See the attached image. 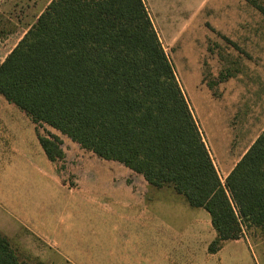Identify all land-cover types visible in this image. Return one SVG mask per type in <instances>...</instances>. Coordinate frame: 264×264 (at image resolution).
Here are the masks:
<instances>
[{"label": "trees", "instance_id": "trees-1", "mask_svg": "<svg viewBox=\"0 0 264 264\" xmlns=\"http://www.w3.org/2000/svg\"><path fill=\"white\" fill-rule=\"evenodd\" d=\"M0 96L50 161L64 153L46 126L205 210L209 254L264 229V129L222 183L142 0H51L0 63ZM0 264H26L1 234Z\"/></svg>", "mask_w": 264, "mask_h": 264}, {"label": "crops", "instance_id": "crops-1", "mask_svg": "<svg viewBox=\"0 0 264 264\" xmlns=\"http://www.w3.org/2000/svg\"><path fill=\"white\" fill-rule=\"evenodd\" d=\"M50 1L34 0L29 14H36L37 18ZM142 1L156 30L155 19L158 20L161 14H158L157 6L154 11L152 8L164 0ZM244 1L264 15L262 6L255 0ZM13 8L22 15L20 4H14ZM31 25L18 37L12 39V34L5 37L3 42L7 51L0 63ZM21 30L20 17L18 31ZM214 30L209 26L215 37ZM243 37V47L239 46L238 68L225 78L229 81L249 80L248 83L255 78L259 83L255 84L257 93L252 90L249 95L250 88L246 91L244 87L240 93L235 86L238 83L245 86V83L235 81V86L224 88L219 97L217 93L208 96L219 105V109L230 105L233 113L229 115L234 125L240 116L254 115L252 118L256 121L264 113V70L257 65L264 57V37L261 29L251 39H247L246 33ZM247 62L253 67L250 70H247ZM220 97H223L221 102ZM242 104H250L253 108L239 115L243 113ZM258 123L260 128L246 144L241 145L237 155H233L230 148L232 142L235 143L233 138L224 149L223 163L215 162L209 152L223 180L263 131L264 121ZM47 129L61 140L62 160L50 161L47 158L36 136L35 124L0 96L2 236L10 242L17 239L19 233H27L29 237H25L24 242H29L28 248L46 264H168V256L182 251V239L193 234L189 231H193L194 226L199 228V211L193 212L199 208L190 207L188 210L184 207L183 196L171 186H152L142 174L119 162L101 159L57 130L48 126ZM202 138L208 148L203 134ZM65 144H70L77 151L67 152ZM220 180L222 182L221 177ZM188 213L190 216H185ZM214 237L213 234L212 240Z\"/></svg>", "mask_w": 264, "mask_h": 264}, {"label": "rangeland", "instance_id": "rangeland-1", "mask_svg": "<svg viewBox=\"0 0 264 264\" xmlns=\"http://www.w3.org/2000/svg\"><path fill=\"white\" fill-rule=\"evenodd\" d=\"M33 1L0 0V61L7 51L3 42L5 37L10 34L12 39L18 37L34 23L37 15L29 14ZM255 2L262 6L264 14V0ZM14 4L22 6V15L18 13V9L13 8ZM248 4L244 0H164L152 8L153 11L159 9L158 14H161L158 20L154 18L160 43L206 140L207 149L217 163L224 162V149L229 145V141L232 142V138L235 143L232 142L230 148L232 154L237 155L241 151V145L246 144L260 128L258 121H264V113L262 117L258 116L256 121L252 118L254 115L240 116L234 125L229 115L233 113L230 105L226 104L223 109H219V105L208 98L211 97L210 93H217L219 97L218 94L222 95L224 88L227 90L233 87L235 81L245 83V86L239 83L234 85L240 93L243 87L246 91L250 88L249 95L253 91L257 93L259 83L255 78L250 83L249 80L229 81L225 78L238 68L237 59L241 50L239 46L243 47L244 34L246 33L247 39H251L261 29L264 37V15ZM20 17L22 30L18 31ZM209 26L216 29L215 37L209 31ZM262 54L264 55V47ZM257 65L264 70V57ZM251 68L253 67L247 62V70ZM225 82L227 83L223 85ZM237 90L234 89L235 93ZM222 99L223 97H220V102ZM241 108L243 113L239 111V115L245 114V111L253 107L250 104H242ZM40 132L44 136H47V132L51 133L47 126L40 129ZM65 148L67 152L77 151L70 144ZM220 177L223 182L221 174ZM183 200L184 207L190 210L184 198ZM193 210L194 213L199 211V228L194 226L193 231H189L193 234H188L182 239V251L168 256V264H264V229L243 224L244 231L240 241H226L218 252L209 254L207 246L212 241V235L215 236L210 217L203 209ZM25 237H29L28 234L21 232L17 239L10 241L19 260L26 264L42 262L35 252L28 248L29 242H24Z\"/></svg>", "mask_w": 264, "mask_h": 264}]
</instances>
